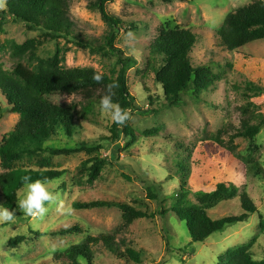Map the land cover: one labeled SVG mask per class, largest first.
Wrapping results in <instances>:
<instances>
[{"label": "rangeland", "instance_id": "obj_1", "mask_svg": "<svg viewBox=\"0 0 264 264\" xmlns=\"http://www.w3.org/2000/svg\"><path fill=\"white\" fill-rule=\"evenodd\" d=\"M89 1L73 0L72 19L88 38L100 39L107 26L98 12L88 8ZM254 1L113 0L108 4V11L120 17L125 28L130 24L137 28L134 32L123 29L116 42L126 55L137 60V66L128 73L130 91L135 97L134 119L129 125L136 140L131 145L132 138L116 143L120 150L111 160L117 147L110 140L114 122L100 105L88 118L77 119L79 126L72 139L64 135L54 138L52 147L69 148L86 141L103 143L106 149L52 158L54 168L68 173L63 182L55 181L57 184L49 187L60 193L65 207L72 212L61 214L53 206L42 220L22 214L15 216L14 222L0 223V264H56L57 254L83 243L87 236L102 234H116L123 250L141 251L142 259L140 263L120 259L99 244L94 248L93 264H227V253L242 246H251L254 260L264 261V129L257 138L255 152L250 140L234 136L241 128L244 109L249 116L264 114V41L232 52L222 46L219 36L227 15ZM162 25L191 30L197 36L191 53L193 66H210L221 78L198 99L185 94L180 107H165L163 88L150 66V47ZM3 29L0 66L6 70H12L18 62L10 55L9 40L18 44L29 40L43 42L38 56L53 58L58 54L67 68H93L110 74L115 67V59L70 38L49 40L42 30H28L25 24L13 20ZM49 99L61 106L78 105L79 110L86 103L77 94L53 95ZM150 110L152 113L143 114ZM19 119L0 94V144L14 131ZM91 158H108L110 162L94 183H87L85 178V183H77L79 166ZM250 159L262 166L259 176L250 169ZM179 162H185L187 171L179 173ZM20 165L36 168L35 162L29 160ZM3 172L0 161V174ZM221 183L236 185L238 195L208 206L212 219L241 216L242 193L250 196L257 212L246 222L213 234L204 243H194L187 224L172 208L180 199L203 205L199 194L211 192ZM151 188L157 199L150 198ZM181 188L187 190L186 195L179 193ZM25 193H20V199ZM97 200L127 202L155 217L126 226L117 208H73L76 201ZM75 226L83 233H58Z\"/></svg>", "mask_w": 264, "mask_h": 264}, {"label": "trees", "instance_id": "obj_2", "mask_svg": "<svg viewBox=\"0 0 264 264\" xmlns=\"http://www.w3.org/2000/svg\"><path fill=\"white\" fill-rule=\"evenodd\" d=\"M113 0H90L88 8L101 15L107 26L105 34L100 39L88 38L79 31L72 19L73 0H6V9L0 13V35L3 26L13 20L25 24L28 30H42L45 38L56 40L66 37L78 44L96 49L107 58L115 59V67L110 74L103 75V83L97 84L93 79L94 73H100L93 68H67L63 58L58 54L53 58H41L37 51L43 42L29 40L18 44L14 40L7 41L10 55L17 59L12 70L0 66V94L6 99L9 109L18 114L20 119L14 131L8 134L0 144V161L4 172L0 174V206L15 211V216L23 213L17 207L20 193L26 191L23 177L30 176L32 180L47 177L56 185L63 182L67 170L54 168L52 158L60 155H71L86 152H100L106 149L103 143L82 141L69 148L52 147L50 142L59 135L72 139L78 130L77 119L88 118L100 105L104 95V85L112 82L119 84L116 89L114 102L122 108L135 110V97L132 95L128 82V73L137 66V60L128 56L116 44L125 29L127 32L137 30L130 24L125 28V22L108 11V4ZM172 3L175 0H153ZM221 44L228 51H238L244 46L264 41V0L240 7L229 13L219 31ZM197 36L189 29H168L162 25L158 36L150 47V66L155 72L156 81L164 91L165 107H180L183 96L187 93L195 98L212 88L221 79L212 67H194L191 53L196 45ZM82 95L85 104L79 110L78 105L61 106L49 99L53 95ZM263 95V94H262ZM152 113L145 112L143 114ZM244 109L241 128L234 134L236 138H244L252 142V151L258 150L257 138L264 129V114L248 115ZM130 122V121H129ZM127 122L120 126L112 125L111 141L127 142L129 145L136 140L134 130ZM108 139H103L105 141ZM111 156L115 160L120 147ZM29 160L35 162L36 168L21 166L20 163ZM108 158H91L79 166L80 177L77 183L83 184L97 181L103 169L109 164ZM250 169L259 176L262 166L255 160H248ZM179 173L187 171L185 162H179ZM184 174V173H182ZM50 184V185H51ZM154 188L150 189V198L157 199ZM187 190L181 188L182 196ZM203 205H194L180 199L172 208L178 218L187 224V228L194 243H204L213 234L222 232L237 223L246 222L257 207L247 193L240 195L244 213L241 216H229L212 219L208 213V206L216 202L232 200L238 195L234 184L221 183L216 189L208 193H200ZM76 210H91L100 208H117L122 212V219L126 226L132 225L140 219L155 217L153 213L145 212L127 202H113L97 200L92 202H74ZM163 215V213H162ZM61 235L83 233L79 226L60 230ZM102 244L109 252L120 259L140 263L142 252L133 248L123 250L116 234H102L98 237L87 236L81 244H75L64 252L56 255V264H93L94 248ZM227 264H264L255 261L251 246H242L227 253Z\"/></svg>", "mask_w": 264, "mask_h": 264}, {"label": "clouds", "instance_id": "obj_3", "mask_svg": "<svg viewBox=\"0 0 264 264\" xmlns=\"http://www.w3.org/2000/svg\"><path fill=\"white\" fill-rule=\"evenodd\" d=\"M5 8L6 0H0V10ZM92 79L97 84L103 83V75L101 73H94ZM118 87L119 84L116 82L104 85L105 93L100 99V108L101 111L110 115L113 122L124 126L127 122L132 121L134 117L131 109L122 108L118 102H114ZM23 181L26 187V193L19 200L17 207L24 215L42 220L53 206L61 214H71L72 209L65 207L60 193L49 187L52 181L47 177L32 180L30 176H25L23 177ZM14 221L15 211L0 206V223Z\"/></svg>", "mask_w": 264, "mask_h": 264}]
</instances>
